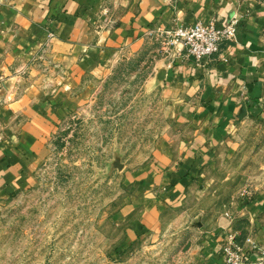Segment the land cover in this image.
Returning <instances> with one entry per match:
<instances>
[{"label":"crops","instance_id":"0c3cea01","mask_svg":"<svg viewBox=\"0 0 264 264\" xmlns=\"http://www.w3.org/2000/svg\"><path fill=\"white\" fill-rule=\"evenodd\" d=\"M233 13L241 19L237 37L218 53L199 63L172 45L155 66L153 81L178 128L161 135L152 160L134 176L153 190L142 209L149 228L202 186L192 176L239 123L264 129V0H0V200L37 185L47 138L84 78L107 77L114 62L140 52L157 29L219 25ZM40 61L49 76L32 66ZM229 204L196 264H223L220 248L229 233L244 247L264 245V185Z\"/></svg>","mask_w":264,"mask_h":264},{"label":"rangeland","instance_id":"374dc122","mask_svg":"<svg viewBox=\"0 0 264 264\" xmlns=\"http://www.w3.org/2000/svg\"><path fill=\"white\" fill-rule=\"evenodd\" d=\"M169 39L153 33L107 77L84 78L72 93L77 100L47 138L37 185L0 200V264H196L229 202L264 185V129L239 123L192 176L202 186L161 212L156 228L143 223L153 190L134 176L161 135L178 128L153 81ZM32 66L50 75L42 61Z\"/></svg>","mask_w":264,"mask_h":264},{"label":"built area","instance_id":"2783aa9c","mask_svg":"<svg viewBox=\"0 0 264 264\" xmlns=\"http://www.w3.org/2000/svg\"><path fill=\"white\" fill-rule=\"evenodd\" d=\"M240 17L233 13L218 25L216 21H196L192 24L178 25L173 29L157 33L170 37L168 44L181 45L188 56L199 62L221 50L226 42L235 41ZM223 264H264V245L248 241V247L236 242L234 234H227L220 248Z\"/></svg>","mask_w":264,"mask_h":264}]
</instances>
